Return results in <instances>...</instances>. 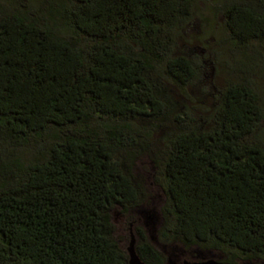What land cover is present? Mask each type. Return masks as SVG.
Here are the masks:
<instances>
[{"label": "trees", "instance_id": "16d2710c", "mask_svg": "<svg viewBox=\"0 0 264 264\" xmlns=\"http://www.w3.org/2000/svg\"><path fill=\"white\" fill-rule=\"evenodd\" d=\"M197 1L0 5V264H129L113 213L141 205L143 156L167 197L164 237L264 259L260 92L230 84L203 128L176 100L198 80L174 56ZM218 6L231 48L264 50V0ZM136 231L142 260L167 264Z\"/></svg>", "mask_w": 264, "mask_h": 264}, {"label": "rangeland", "instance_id": "374dc122", "mask_svg": "<svg viewBox=\"0 0 264 264\" xmlns=\"http://www.w3.org/2000/svg\"><path fill=\"white\" fill-rule=\"evenodd\" d=\"M15 1L18 0H0V5L12 8ZM21 1L32 7L43 2ZM218 1H197V18L177 41L174 49L175 57L187 56L196 65L198 80L183 91V94L177 92L176 100L181 105L191 107L198 120L196 126L202 128L207 125V115L211 114L208 110L218 104L222 92L230 84L245 77L255 83L264 107V50L257 45L245 51L230 47L226 41L228 34L224 18L218 10ZM201 117L204 119H200ZM255 141L264 143V122ZM134 174L142 190L141 205L129 212L118 207L113 213L117 239L129 256L133 237L135 246L138 244L136 229L142 226L150 242L166 256L167 264L219 262L228 258L235 259L237 264H264V259L242 261L234 253L224 250H204L198 247L186 249L164 237L163 208L167 197L161 187L159 169L149 158L143 156L136 162Z\"/></svg>", "mask_w": 264, "mask_h": 264}, {"label": "water", "instance_id": "95a60500", "mask_svg": "<svg viewBox=\"0 0 264 264\" xmlns=\"http://www.w3.org/2000/svg\"><path fill=\"white\" fill-rule=\"evenodd\" d=\"M129 253H130L129 264H147L142 260V258L137 253L134 237H133V241H132V245H131ZM185 264H224V263H220V262H197V263H185Z\"/></svg>", "mask_w": 264, "mask_h": 264}, {"label": "flooded vegetation", "instance_id": "af4514ba", "mask_svg": "<svg viewBox=\"0 0 264 264\" xmlns=\"http://www.w3.org/2000/svg\"><path fill=\"white\" fill-rule=\"evenodd\" d=\"M228 259H230V258H228ZM238 259H240V260H242V261H243V259H241V258H238ZM235 264H237V263H236V260H235Z\"/></svg>", "mask_w": 264, "mask_h": 264}]
</instances>
